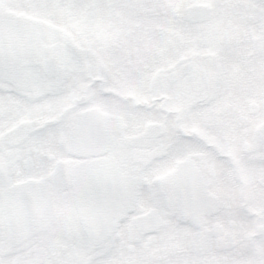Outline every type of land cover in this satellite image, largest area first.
Returning a JSON list of instances; mask_svg holds the SVG:
<instances>
[{"label":"snow or ice","instance_id":"6c2138e0","mask_svg":"<svg viewBox=\"0 0 264 264\" xmlns=\"http://www.w3.org/2000/svg\"><path fill=\"white\" fill-rule=\"evenodd\" d=\"M0 264H264V0H0Z\"/></svg>","mask_w":264,"mask_h":264}]
</instances>
